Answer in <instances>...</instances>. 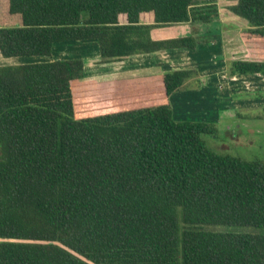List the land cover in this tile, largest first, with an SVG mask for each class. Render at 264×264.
I'll list each match as a JSON object with an SVG mask.
<instances>
[{"label":"trees","instance_id":"obj_1","mask_svg":"<svg viewBox=\"0 0 264 264\" xmlns=\"http://www.w3.org/2000/svg\"><path fill=\"white\" fill-rule=\"evenodd\" d=\"M0 1V54L30 58L0 64V264H264V158L212 150L213 123L172 118L167 96L197 87L195 69L107 84L50 57L59 41L95 43L101 61L210 42L216 0ZM226 8L252 54L227 73L264 72V0ZM175 22L190 32L150 37Z\"/></svg>","mask_w":264,"mask_h":264},{"label":"crops","instance_id":"obj_2","mask_svg":"<svg viewBox=\"0 0 264 264\" xmlns=\"http://www.w3.org/2000/svg\"><path fill=\"white\" fill-rule=\"evenodd\" d=\"M217 10L221 26H208V28H211L212 33H218L219 37L210 42H199L191 48H163L149 52L132 53L119 59L101 61L95 43L59 41L52 46L50 57H80L84 61V77L97 83L104 82L107 84L129 81H159L162 72L166 69L193 68L196 70L199 85L196 89L181 87L167 96L171 115L174 112L173 109L177 111V114H181L184 104L182 102L186 101L184 111H188L190 106L194 107L201 118H212L216 123L220 122L221 119L234 120L231 112H249L251 108L259 109L260 106L264 105V96L253 95L250 91L253 87L256 88L254 90H257L264 86L262 85L264 72L227 73L226 60L251 58L252 54L239 37V29L246 25L245 20L229 12L228 16L232 18L229 22L234 24L227 23L220 17L218 4ZM141 21L150 22V16H145ZM235 21L237 23L241 21V25L237 26ZM208 28L205 25L197 26L198 33L201 34L206 32L205 30ZM189 32L190 26L187 22L157 25L149 29V35L153 39L173 37ZM71 43H75L76 46L71 53L66 54L67 49L64 45L68 46ZM6 57H16L17 60L13 59V62L30 59L26 57L17 58L21 56ZM47 57L49 58V56ZM193 92L195 94H192ZM175 96H178L177 100ZM193 96H195L194 102ZM185 97H189V99L186 98L187 100H185ZM256 115L253 114L250 117L244 115V118L250 119L253 116L257 118ZM230 123H227L225 127H229Z\"/></svg>","mask_w":264,"mask_h":264},{"label":"rangeland","instance_id":"obj_3","mask_svg":"<svg viewBox=\"0 0 264 264\" xmlns=\"http://www.w3.org/2000/svg\"><path fill=\"white\" fill-rule=\"evenodd\" d=\"M217 2L220 10L219 12L221 19H223L227 23L234 24L229 22V20H232V18H229L228 14L230 11L226 8V6L230 2H233V0H217ZM5 14L7 13L5 11L4 3L3 2L1 3L0 1V21H2L1 18H3V15ZM218 20L221 23V20L219 18ZM235 22L237 26L241 25V21L239 23H237V21ZM74 46H76L75 43H71L68 46L64 45L65 49H67L66 54L71 53ZM256 52H257L256 56L261 57L262 54L260 53H263L264 49L263 48L258 49L256 50ZM17 58H24V57L21 56ZM13 59H16V57H6L0 54V64L20 62V61L13 62ZM262 85H264V83ZM189 88L196 89L195 86L185 87V89H189ZM254 89L256 88L253 87L252 90L250 89L253 95L264 96V86L258 88L257 90ZM192 94L195 93L193 92ZM186 98L189 99V97H185V100H187ZM177 99L178 96L176 97V100ZM194 100H195V96H193V102ZM182 103L184 104L182 105L183 109L180 112L181 114H177V111L173 109L174 110L172 114L173 119L201 120V121L213 123L216 127L218 125L217 132L215 135H211L207 133L201 134V137L203 138L207 147L220 153H228L231 155L239 156L244 159H250L255 157L264 158V115L260 113L259 109L251 108L249 112L238 111L239 113L233 111L231 112L232 114L231 116L232 118H234V120L221 119L220 122L218 121V123H216L212 118H201L199 114L196 113L194 107L190 106L188 111H184L187 103L186 101H183ZM255 110L258 111L255 112ZM253 114H257L256 115L257 118H255L254 116L253 118L250 119L244 118V115L250 117ZM227 123H230L229 127H225ZM204 227L208 229H218V230H225V229L250 230L251 229L249 227L224 226V225H205Z\"/></svg>","mask_w":264,"mask_h":264}]
</instances>
